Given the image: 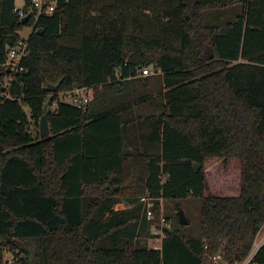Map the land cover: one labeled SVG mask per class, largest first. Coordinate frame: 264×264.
I'll return each instance as SVG.
<instances>
[{
	"label": "trees",
	"instance_id": "16d2710c",
	"mask_svg": "<svg viewBox=\"0 0 264 264\" xmlns=\"http://www.w3.org/2000/svg\"><path fill=\"white\" fill-rule=\"evenodd\" d=\"M55 2L35 17L26 0L22 23L15 0H0V264L7 251L22 264L244 259L264 225V0ZM24 26L10 78L1 65ZM150 66L161 73L136 75ZM83 87L84 108L65 95ZM209 158L239 160L238 196L206 195ZM188 197L199 235L165 216L162 228L160 201ZM248 264H264V243Z\"/></svg>",
	"mask_w": 264,
	"mask_h": 264
},
{
	"label": "rangeland",
	"instance_id": "374dc122",
	"mask_svg": "<svg viewBox=\"0 0 264 264\" xmlns=\"http://www.w3.org/2000/svg\"><path fill=\"white\" fill-rule=\"evenodd\" d=\"M26 0H15V5L18 8L23 7ZM137 5V4H136ZM239 5L233 7L234 15L225 21H230L241 11ZM232 10V9H230ZM150 16H154L150 13ZM143 17V13L141 14ZM146 18V17H145ZM226 17H221L224 20ZM32 26H24L20 33L24 39H27ZM55 105H52V109ZM25 110L27 108L25 107ZM206 176V195L215 196H238L241 187V165L239 160L235 158L228 159L227 161L221 158H209L206 159L203 165ZM179 203L181 209L188 220V224H180L178 220V210L176 204ZM115 209L124 208L123 203H117ZM160 215L165 216L169 225L173 228L181 230L188 235H199L200 233V200L196 197H188L182 199L179 202L174 199H164L160 201ZM258 239L264 238V225L257 234ZM150 245L158 246L160 244L159 238L149 240ZM12 252L4 253L5 264H9V259Z\"/></svg>",
	"mask_w": 264,
	"mask_h": 264
},
{
	"label": "built area",
	"instance_id": "2783aa9c",
	"mask_svg": "<svg viewBox=\"0 0 264 264\" xmlns=\"http://www.w3.org/2000/svg\"><path fill=\"white\" fill-rule=\"evenodd\" d=\"M55 0H31V6L29 9V12H33L35 17L39 16L40 14H46L49 15L53 12L55 8ZM14 12H16L19 16L23 17L25 15V12L22 8H14ZM18 33V38L16 42L13 45H9L7 47L6 52V59L5 62L1 65L2 67H6L7 71L9 72L10 78H12V75L16 72H21L23 70L22 67H20V61L21 59L26 55L27 53V39H24L20 32ZM155 73H161L159 69H154L152 66L150 67H144L142 69H138L136 71V75L138 76H147L152 75ZM66 98L71 100L74 104H76L79 107H83L88 101V94H87V87H83L80 89H75L73 91H68L66 94ZM64 96V95H63ZM0 97H8V94L5 92L0 93ZM64 98V97H63ZM62 98V99H63ZM65 99V98H64ZM155 198L146 195L143 196L140 201L143 203L144 209H145V216L148 220H151L154 218V211H153V205H154ZM160 221L162 228L166 227L165 225V218L160 215ZM162 228L156 229L153 228L152 232L155 234H159L161 241V238L164 236V232L162 231ZM264 243V238L255 237L254 242L252 244V247L247 254V256L240 260L235 261L233 264H248L254 257L257 250L261 247V245ZM206 247V246H205ZM209 259L213 261L214 264H229L225 261H223V258L220 254L216 255H208ZM19 260V259H17ZM9 264H22L21 262L15 263V258L13 255H11L9 259Z\"/></svg>",
	"mask_w": 264,
	"mask_h": 264
},
{
	"label": "water",
	"instance_id": "95a60500",
	"mask_svg": "<svg viewBox=\"0 0 264 264\" xmlns=\"http://www.w3.org/2000/svg\"><path fill=\"white\" fill-rule=\"evenodd\" d=\"M28 18H29V15L27 14V15L21 17L20 21L22 23H25ZM36 32H40V29H37ZM55 88H56L55 85H50V84L47 87L48 90H54ZM49 103H50V101H47L43 105L42 115H41V117L39 119V133H40V135H46V134L49 133V126H48V121H47V111H48ZM194 167H195V170H198L201 167V165L195 163ZM178 220H179V223L182 224V225L188 224V220L185 217V215H184V213H183V211L181 209H178ZM165 228H166V230L168 232L171 231L170 226H166Z\"/></svg>",
	"mask_w": 264,
	"mask_h": 264
},
{
	"label": "crops",
	"instance_id": "0c3cea01",
	"mask_svg": "<svg viewBox=\"0 0 264 264\" xmlns=\"http://www.w3.org/2000/svg\"><path fill=\"white\" fill-rule=\"evenodd\" d=\"M25 3V2H24Z\"/></svg>",
	"mask_w": 264,
	"mask_h": 264
}]
</instances>
